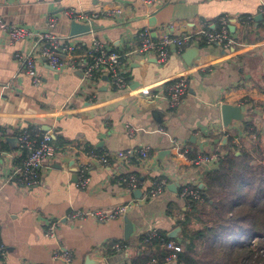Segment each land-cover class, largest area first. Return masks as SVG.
<instances>
[{
  "label": "crops",
  "instance_id": "obj_1",
  "mask_svg": "<svg viewBox=\"0 0 264 264\" xmlns=\"http://www.w3.org/2000/svg\"><path fill=\"white\" fill-rule=\"evenodd\" d=\"M263 4L264 0H0V18L37 32L47 29L50 15L56 16L52 32L58 36H70L73 19L63 10L98 12L91 30L75 37L85 45L98 38L123 54L121 69L128 82L118 89L103 71L87 79L79 64L54 70L40 55V39L10 43L0 31V238L6 250L0 264H64L52 259L58 249L71 251V264H85L87 257L94 264H133L144 245L141 236L151 229L168 236L176 231L172 238L183 242V231L200 223L191 201L179 196L180 187L201 189L203 173L215 168L226 152L223 137L252 152L264 138ZM224 15L233 27V31L229 28L232 47L199 38L181 52L171 48L165 61L153 53L134 51L143 28L150 29L153 37L181 35L196 32L204 23L210 29L217 27ZM247 17L248 23H242ZM192 47L196 56L187 63L183 53ZM16 53L34 56L38 84ZM180 77L186 79L188 89L172 109L166 92ZM224 103L242 105L245 119L224 127ZM246 121L253 124L249 127L253 132L245 128ZM126 126L134 129V135H128ZM22 130L51 133L56 150L40 168L39 182L31 187L22 186L14 173L26 156L17 142ZM175 143L187 150L188 158L179 156ZM143 146L148 147V156L134 153L129 162L110 157L104 164L87 156ZM212 152L217 153V161H193ZM82 163L87 164L89 176L84 188L77 185ZM129 172L138 176L140 194L120 180L122 173ZM156 179L166 181L164 190L147 196ZM122 205L127 206L126 212L107 222L67 217L75 209ZM125 217L132 223L128 239ZM54 220L60 225L55 237H48L46 225ZM115 243L125 244L126 249L113 250Z\"/></svg>",
  "mask_w": 264,
  "mask_h": 264
},
{
  "label": "built area",
  "instance_id": "obj_2",
  "mask_svg": "<svg viewBox=\"0 0 264 264\" xmlns=\"http://www.w3.org/2000/svg\"><path fill=\"white\" fill-rule=\"evenodd\" d=\"M59 2L60 0H55ZM146 3H152L156 0H143ZM113 11L119 12V9ZM260 12L264 15V4L260 7ZM62 13L73 20L80 23H91L92 20L99 16L98 12H83L73 9L63 10ZM250 17L242 19V23H248ZM57 23V17L50 15L47 20V29L42 32H37L27 26L13 24L5 19L0 18V31L3 32L10 43H14L24 39H32L37 37L42 41V45L38 48L40 55L47 60V63L54 70H60L65 65L76 68L77 64L82 67L83 75L87 79H93L96 74L101 71L106 72L112 79L114 86L118 89H123L128 82L125 73L121 69V62L123 54L118 51L109 49L98 38L93 37L91 41L85 45L81 40L75 36H58L52 32V29ZM229 17L227 15L219 18V24L212 29L209 28L208 23L201 25L200 29L193 33H185L181 35H174L171 33H164L160 37H153L150 29L143 28L138 32V45L134 51L138 53H153L157 56L159 61H165L170 49L175 48L181 52L184 48L201 38L204 42L209 44H216L224 48L232 47L234 40L229 32ZM16 57L24 64L26 73L31 77L34 84H38L40 78L37 74L35 58L31 53H16ZM64 56H69L71 61L64 60ZM188 83L184 77L172 82L166 92V101L168 106L172 109L178 107L183 96L187 92ZM129 136L134 135V129L126 126ZM17 142L21 149L25 150L26 156L21 163L16 166L14 173L17 175L19 183L24 187H31L39 182V172L43 164L51 160L55 156V146L53 144V136L49 132L35 130L30 133L27 130H22L17 136ZM174 150L179 156L188 158L186 149H183L178 143L173 145ZM138 153L141 157L148 156V147L143 146L138 149L121 150L117 153H104L99 155L96 152H88L87 156L92 159H98L100 162L109 163L110 157H117L123 161L129 162ZM0 151V156H1ZM217 153L203 154L193 160L196 164L202 162L217 161ZM216 163V162H215ZM87 164L80 165L78 169V183L81 188L86 187L89 181ZM120 180L129 189H136L139 186L138 176L134 172L122 173ZM166 181L164 179H156L152 181L147 196H157L165 188ZM179 196L189 201H201L202 193L200 189L184 184L180 187ZM126 205L117 206L110 209H75L68 214L70 219H86L93 218L99 222H107L123 215L126 212ZM60 222L54 220L49 222L45 228V235L48 237H55L56 230ZM148 238L160 239L161 245L168 251L164 262H175L177 254L183 251V242L171 239L164 241L160 232L156 229H151L148 233ZM254 241V240H253ZM115 251L126 249V245L115 243L112 245ZM6 252L5 246L0 238V255ZM52 259L60 260L64 264H71L73 255L70 250L58 249L53 251ZM143 264H158V259L153 257Z\"/></svg>",
  "mask_w": 264,
  "mask_h": 264
},
{
  "label": "trees",
  "instance_id": "obj_3",
  "mask_svg": "<svg viewBox=\"0 0 264 264\" xmlns=\"http://www.w3.org/2000/svg\"><path fill=\"white\" fill-rule=\"evenodd\" d=\"M252 125L244 124L250 132ZM223 147L226 152L217 166L203 173L202 200L191 201L192 213L201 224L183 231V251L177 254L176 264H264V163L256 157L264 150V138L255 152L230 138ZM160 234L164 241L173 239ZM147 238V233L141 236L144 245L133 264L153 257L164 263L168 251L162 241Z\"/></svg>",
  "mask_w": 264,
  "mask_h": 264
},
{
  "label": "water",
  "instance_id": "obj_4",
  "mask_svg": "<svg viewBox=\"0 0 264 264\" xmlns=\"http://www.w3.org/2000/svg\"><path fill=\"white\" fill-rule=\"evenodd\" d=\"M260 18V16H258ZM93 27V24H83L80 22H77L75 20H72L70 22V30L69 34L70 36H75L79 34H83L86 32H89L91 28ZM230 30L233 31V27L230 25ZM192 50L185 49L183 53V57L185 58L187 63H190L191 60L196 56V48L192 47ZM189 54V56H188ZM195 54V55H193ZM221 117H222V124L224 127H228L229 125H232L234 121H240L244 120L246 117V113L244 110V107L242 105H236V104H230V103H224L221 105ZM227 140V137H223L222 142L225 144ZM238 154V152H237ZM200 188H204V184H200ZM140 189H136L134 193L140 194ZM125 239H128L131 231H132V223L131 221L125 217ZM177 230V229H176ZM176 235V231H173L169 234L170 237H174ZM94 259H91L90 257L86 258L85 264H94Z\"/></svg>",
  "mask_w": 264,
  "mask_h": 264
},
{
  "label": "rangeland",
  "instance_id": "obj_5",
  "mask_svg": "<svg viewBox=\"0 0 264 264\" xmlns=\"http://www.w3.org/2000/svg\"><path fill=\"white\" fill-rule=\"evenodd\" d=\"M256 157L258 158V160L262 163H264V150L260 152V154H256ZM197 224L200 223V221H196ZM201 224V223H200ZM199 224V225H200Z\"/></svg>",
  "mask_w": 264,
  "mask_h": 264
}]
</instances>
